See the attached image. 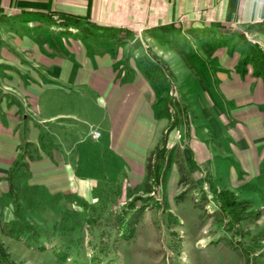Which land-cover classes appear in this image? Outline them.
I'll return each mask as SVG.
<instances>
[{
    "label": "crops",
    "instance_id": "obj_1",
    "mask_svg": "<svg viewBox=\"0 0 264 264\" xmlns=\"http://www.w3.org/2000/svg\"><path fill=\"white\" fill-rule=\"evenodd\" d=\"M60 15L134 36L163 35L165 41L185 35L198 42L234 41L246 32L264 37L257 31L264 22V0H0V205L10 200L7 175L16 164L15 191L33 187L42 195L74 194L82 200L99 192L94 187L118 181L133 188L145 179L157 125L148 79L141 68L120 70L122 47L113 54L110 48L116 38L72 29ZM180 23L188 25L183 35L161 32ZM206 47L195 56L180 53L184 65L175 72L184 74L185 86L199 89L193 100L203 109V134L211 144L195 129L170 130L166 147L175 152H170V174L178 162L191 176L200 171L211 176L216 150L220 158L234 160L233 183L253 181L264 172L263 79L253 66H239L244 57L239 51ZM211 60L215 63L204 64ZM76 100L86 113L96 107L99 121L54 111ZM71 122L90 124L100 137L92 139L89 127L81 130ZM86 169L102 173L99 178L78 175ZM4 212L9 216V208Z\"/></svg>",
    "mask_w": 264,
    "mask_h": 264
},
{
    "label": "rangeland",
    "instance_id": "obj_2",
    "mask_svg": "<svg viewBox=\"0 0 264 264\" xmlns=\"http://www.w3.org/2000/svg\"><path fill=\"white\" fill-rule=\"evenodd\" d=\"M187 26L185 23H180L175 28L183 33ZM253 33L246 32L244 38L249 44H257L264 51V37ZM162 36L148 33L147 35L138 33L137 36L120 33L118 36L120 43L114 42L115 45L110 48L113 54L122 47V58L118 62L120 70L131 69L134 66L141 68L144 73L148 64L159 62L163 64L162 67L159 66L160 72L169 83L170 90L163 93L162 101L154 102L153 109L157 112L154 148L165 136V150L175 154L172 148L166 147L167 135L172 129H177L179 133L186 128L190 132L195 129L200 139L207 138L208 144H211V137H205L203 134L207 128L203 109H200L199 103L195 101L199 89L189 87L190 85L185 86L186 81L180 80V76L184 74L180 71L175 72L176 68L182 70L181 67L184 65V58L180 53L195 56V52L203 53L202 50L210 45L219 49L237 50L244 56L246 46L237 37L234 41L218 39L214 42L199 41L201 42L199 43L191 35L182 36L180 41H172L170 37L165 41ZM169 61L176 65L173 66ZM240 61L241 59L238 63ZM209 63L215 62L211 60L204 64ZM239 64L242 66L241 63ZM246 65L253 66L251 62H247ZM73 96L72 93L71 97ZM22 103L24 104V101ZM92 103L90 102L89 105L93 106ZM83 107L85 106H78L76 100L75 104L68 106L58 105L54 111L73 112L92 123L98 122L102 117V113L96 107H91L89 113H86ZM71 124L77 125L81 130L94 128L86 122L81 125L73 122ZM89 148L92 153L93 146ZM219 153L216 150L212 151L215 165L211 176L209 171L206 172L207 175L200 171L198 172L200 175L195 173L191 176L190 170L180 168L178 162L171 175L172 158L170 157L164 177L154 184L151 183L147 194H143L142 188L146 175L143 183L133 188L125 183L118 184V181L110 182L105 189L94 187V190L99 192L92 194L91 200H83L87 204L96 205V208L88 209L87 213V216L92 218L93 224L81 220L83 217L79 215L81 214L79 200L82 199L76 198L74 194L42 195L33 187L13 190L22 210L24 209L23 212L26 209L32 212L30 218L25 215L28 220L35 221L42 228L47 229V232L55 231V239L68 245L72 254L82 246L86 249L84 259H87V262L95 259L100 264H264V172L253 181L241 182L237 179L233 183L230 167L237 169V166L232 158H229L230 160L220 158ZM26 157L28 159L31 155L29 156L27 152ZM147 163L150 167L156 163L161 164V167L164 166V161L156 160L151 153ZM101 173L102 171L92 169L78 170V175L96 178H99ZM222 191L229 192L231 198L238 202L232 209L226 207L228 211L225 212L217 207L214 198L215 194ZM130 193L148 200L143 210L137 213L138 222L134 234L126 241L116 235L113 219L117 215L125 216L123 212L132 197ZM28 199L37 205L35 211L31 210ZM8 203L12 202L10 200L1 202L0 220L7 221L14 218L15 206L12 203L11 207H8ZM137 206L140 207V204L137 203ZM6 207L9 208V216H6L7 211L4 212ZM229 209L234 210L230 212ZM81 224L83 229L80 233L78 227ZM0 243L8 264H72L73 262L70 257L66 262H62L50 252L48 254L35 252L24 243L2 235ZM98 247L103 251H98L100 250ZM81 257L80 255V260Z\"/></svg>",
    "mask_w": 264,
    "mask_h": 264
},
{
    "label": "trees",
    "instance_id": "obj_3",
    "mask_svg": "<svg viewBox=\"0 0 264 264\" xmlns=\"http://www.w3.org/2000/svg\"><path fill=\"white\" fill-rule=\"evenodd\" d=\"M59 21L65 26L71 27L72 29L79 28L85 30L87 33L98 32L97 38L100 39L112 40L116 38V40L114 41L117 44L120 43L118 41L119 38L118 36L120 35V33L123 34L125 33L127 35L131 33L130 31L127 30L115 29L110 27H101L97 25L88 24L86 22H82L80 18H76V17H68V16L60 15ZM253 27L254 26H249L248 30ZM257 31L264 33V22H261L260 24L257 25ZM161 32L168 36L180 35V31H178L172 25L163 28ZM185 33H193V32L186 30ZM194 35H196V33ZM238 40L241 41L244 44V46H246V54L240 61L242 65L240 67H244L243 65H246L247 62H251V64L254 67V74L256 76H261L264 82V51L257 44L254 43L249 44L244 38L243 34L238 35ZM162 65L163 64L161 62H159L158 64L157 63L150 65L148 64L144 72L156 96L155 98L156 101L157 100L162 101L163 93H166L167 90L168 91L170 90L169 83L165 80V76L160 72L161 68L159 66L162 67ZM165 139H166L165 136H163L160 141V144H158L151 152V156H153V158H155L156 160L159 159L164 161V166L162 165L161 167V164L159 165L156 163L154 165H151L150 167V164L147 163L146 181L144 182L142 187L143 194L149 193L151 183L154 184L158 182L160 178L164 177V173L166 171L165 169L171 159L170 152L165 150ZM17 165L19 164L12 166V168L8 171V175H7V180L9 182L8 194L11 202L15 206L14 218L7 221L0 220V236L2 235L6 238H10L15 241L24 243L30 250H34L35 252L45 253V254H48L50 252L52 255L56 256L57 259H60L62 262H66L67 259L72 258L73 259L72 264H100L95 259H92V262L91 261L87 262V259H84L86 249L82 248V246L79 247L74 254H72L69 250L68 245L60 242V240L57 238L55 239L54 237L55 231L47 232L48 231L47 229L45 230V228H42V226L36 223L35 221H31L28 220V218H26L25 215H28L30 218L31 217L30 213L32 212L28 209H26L23 212L24 209L22 210V207L19 204V200H17V196L14 193L11 184L13 177L12 172L14 167H17ZM129 195L132 197L127 203L125 210L126 214L125 211L123 212L125 216L121 214L122 216L118 217L117 215L113 219V227L115 229L116 235L117 236L119 235L121 238H123L126 241H128L134 234L135 226L138 222L137 213L143 210L145 203L148 200V198L137 196L135 193H130ZM214 198L217 207L222 208L224 212L227 210L226 207L232 209L233 206L238 204V202L236 203L231 198V194L227 191H222L219 192V194H215ZM220 198H222V200ZM59 199L61 201V198ZM79 202H80V213H81L79 215L83 217L81 220L86 223L93 224L92 218L90 216H87V213L89 211L88 209H94L96 208V205L87 204L83 200H79ZM137 203L140 204V207L137 206ZM30 204H31V210L35 211L37 205L31 200H30ZM231 209H229L230 212L234 210ZM78 228H79V232L81 233L82 231L81 229H83V225L81 224ZM50 238L52 241L50 240ZM56 240L58 241L56 242ZM98 249H100L98 251H103L99 247ZM80 255L82 256L81 260H80ZM6 257L7 256L4 253L2 243H0V264H8Z\"/></svg>",
    "mask_w": 264,
    "mask_h": 264
},
{
    "label": "built area",
    "instance_id": "obj_4",
    "mask_svg": "<svg viewBox=\"0 0 264 264\" xmlns=\"http://www.w3.org/2000/svg\"><path fill=\"white\" fill-rule=\"evenodd\" d=\"M89 133L93 139H97L100 136V133L96 128H90Z\"/></svg>",
    "mask_w": 264,
    "mask_h": 264
}]
</instances>
